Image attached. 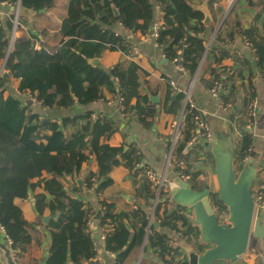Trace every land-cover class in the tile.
<instances>
[{"label": "trees", "instance_id": "16d2710c", "mask_svg": "<svg viewBox=\"0 0 264 264\" xmlns=\"http://www.w3.org/2000/svg\"><path fill=\"white\" fill-rule=\"evenodd\" d=\"M56 1L3 0L15 12L8 21H0V68L4 67L11 77L9 81L0 80V129L13 139V146L25 148L33 160L41 162L39 168L28 170L25 182H0L1 238L9 242L12 260L17 263L23 258L33 240L41 244L48 237L50 249L45 264H71L72 256L74 264H104L100 253L98 259L89 226L95 211L84 198L87 190L95 189L100 206L96 219L105 228L106 251L115 257V264H188L178 246L181 239L199 255L206 251L199 243V229L190 220V210L159 203L154 210L158 227L149 226L156 192L146 177L138 184L134 180L136 173H143L142 157L135 151L126 152L124 145L111 144L116 135L115 122L97 118L91 112L54 122L41 121L32 113V101L44 110L57 111L89 107L97 101H119L126 119L135 116L145 131L157 126L166 143L173 124L185 110V128L174 153L189 161L195 149L188 144L196 133L200 114L190 105L185 107V95L176 93L170 85L160 83L154 90L149 87L150 78L160 75L148 60L133 56L134 46L124 35L116 37V29H128L132 39L142 33L150 35L158 7L162 26L156 43L166 60L173 63L182 59L185 75L191 80L207 72L201 82L208 89L218 85L223 91L219 94L221 101L232 106L233 114L235 104L224 94L239 90L235 79L251 66L250 61L240 64L237 54L226 49L211 46L207 51L200 35L207 36L209 27L203 25L204 16L192 8L193 0H150L153 7L148 11L133 0H69L57 31L41 30L42 40L16 36L11 46L16 9L19 7V33L27 25L23 13L37 15L55 6ZM245 1L251 9L261 6L264 10V0ZM244 39L253 44L257 72L263 80L264 21L247 30L236 22L224 41L232 45ZM69 40L78 42L67 48L64 45ZM217 41L222 42L221 34ZM38 45L41 49H37ZM204 56L207 66L202 68ZM95 59L100 61L98 67L89 64ZM210 62L212 67L208 69ZM251 80H247L250 87ZM9 84H15L18 97L9 92ZM24 96L30 98L24 101ZM153 97L160 100V118L151 122L147 109ZM235 121L243 130L235 149L239 173L254 140L244 130L245 120ZM83 174V184L79 186ZM191 186L198 193L205 190L204 171L192 173ZM211 197L219 219L227 218L228 210L219 202L217 193ZM128 198L134 201L129 203ZM136 201L142 205L136 206ZM16 211L20 213L17 219ZM44 217L51 218L47 225L42 221ZM174 235H181L180 240ZM148 250L156 257L155 262L145 257Z\"/></svg>", "mask_w": 264, "mask_h": 264}, {"label": "crops", "instance_id": "0c3cea01", "mask_svg": "<svg viewBox=\"0 0 264 264\" xmlns=\"http://www.w3.org/2000/svg\"><path fill=\"white\" fill-rule=\"evenodd\" d=\"M68 1L69 0H57L52 11L47 12L46 15H42V20L38 19L40 16L38 14L36 15L29 12L23 13L24 18L27 21V25L23 26V32H17V37H24V35H26L30 39L38 37L39 40H42L41 36L39 35L41 30L49 28V30L52 32L57 31L60 27L62 19L65 16V8ZM133 1L137 3L144 11L151 10L153 7L150 0ZM203 6L207 7L213 21V25L209 26L207 36L203 34L204 37H200L204 41L203 45L205 47L210 45V48L212 46L213 48L226 49L232 53L241 54L242 59H239V63L241 64L249 60L251 64V66L243 70V75L240 78L237 77L235 79V85L236 87H239V90H235L233 93L226 92L224 94V97L227 100L234 102V114L233 112H230L227 115L222 114L223 112L220 110V102L223 97L219 96L218 99L212 97L210 95V89H208V87L201 82V78L205 76L207 72L199 73V76H197L198 78L192 89V101L216 137V144L212 146V150L217 157L223 159L231 160L233 156V174L235 176V183H238V178L240 175L237 173V169L235 168L237 158L235 149L237 150V143H239L240 140L235 141L233 139L228 123L234 121L236 117L244 119L246 123V111L248 109L249 96L251 95V92L254 91L258 98L259 114L254 122L253 129L251 132H248L253 136V144L256 143L264 147V79L262 80V77L257 72L255 49L253 52L251 48L247 47L241 40L236 41L232 45H226L224 40H227V37L236 22L240 23L245 30L250 29L256 24L261 25V23L264 21V10L261 6H256L254 9H251L245 0L192 1L193 9ZM12 9L13 8H9V6H7L3 0H0V17L3 19V22L8 21L11 17V14L15 12V10L12 11ZM57 18H59V21L57 24H55ZM219 34H221L222 42L217 41V36H219ZM126 39L130 42V46L131 44L134 46L133 56H138V59L148 60L155 68V71L160 75V77L153 76L150 78L149 87L152 90L156 89L160 83L169 86L170 82H174L180 92H186L189 90L191 79H189V77L186 75L181 74L173 63H169L166 60L159 46L153 41L152 31H150V35L148 33H142L135 39ZM77 42V40H69L64 46L67 48H73ZM37 49H41V46L38 45ZM227 63L232 64L231 61H228ZM206 66L207 63H204L202 68ZM210 67H212L211 62L208 65V69ZM250 78L252 79L251 87L247 82V80ZM242 84H244L243 87ZM7 89L12 95L18 97L15 84L7 85ZM219 92L223 93V91ZM26 98L27 96H24L22 100L26 101ZM40 105L41 104L37 102L33 103L31 110L33 114H37L40 117L41 121L46 120L54 122L57 121V119L72 118L88 112L93 113L95 117L102 120L114 121L116 135H114L111 139V144L113 146H123V140L127 139L130 142V146L128 148L125 147V149L128 150L127 152L135 151L142 157L141 167L152 171L154 174L160 177L166 175V178L170 181V183L174 180V178H176L174 170L172 168H166L168 148L167 143L164 141L165 137L161 134V129H159L157 126H154L152 131H145L141 126L138 125L135 120V116L126 119L122 114L119 101L109 104L102 101H97L89 107L76 106L70 110L59 111L44 110ZM237 114L239 115L237 116ZM147 117L151 122L159 120V104L156 105L152 103L148 107ZM12 143L13 139L0 129V182L5 180H17L20 182H25L27 180L28 170L31 168H39L41 162L39 160H33L25 148L19 146L15 147ZM204 143L205 142L202 139H199L197 147L193 148L195 149V152L190 156L189 161L204 159L214 163V158L211 153L206 151L204 148ZM200 149L205 150V152H202ZM202 169L205 170L204 176L206 186L209 185L213 192H215L214 190L217 191V177L216 182L212 181L210 176H208L207 168ZM247 169H249V173L252 176H255V179L252 182V191L257 192L261 189H264V160L260 164L249 162L246 166V170ZM84 177L85 174H83L82 178H80L78 181L83 182ZM144 179L143 173H136L134 175V180L137 184L144 181ZM84 198L92 204V207L95 211V216L91 221L90 229L94 235L95 244L97 250L100 253V257L104 264H115V257L110 255L101 246L100 234L104 232L105 228L100 226L96 219V215H99L100 213L99 195L96 193L95 189H92L87 190V192L84 193ZM133 201L134 200H132V202ZM135 203L136 206L142 205L138 201ZM190 212V219H194V211L190 210ZM19 214V211H16V219L18 218ZM259 220L261 221V227L264 230V214H259ZM2 238L0 236V264H9L6 255V250L9 251L11 255L9 242H6L5 239ZM199 243L201 246L205 247L207 251L215 248V246L208 244L202 238H200ZM250 245L251 248L249 247V252H247L243 257L239 258L236 262L225 260L215 262V264H264V238L261 240L252 239L250 241ZM49 249L50 238L47 237L46 241H43L41 244L39 240H36L35 242L33 240V242L30 243L28 252L23 255V258H21L15 264H45L49 257ZM141 255H144L143 252ZM145 257L150 259L152 262H155L156 260V257L153 256V252L151 250H148L145 253ZM74 263L75 259L72 256L71 264Z\"/></svg>", "mask_w": 264, "mask_h": 264}, {"label": "water", "instance_id": "95a60500", "mask_svg": "<svg viewBox=\"0 0 264 264\" xmlns=\"http://www.w3.org/2000/svg\"><path fill=\"white\" fill-rule=\"evenodd\" d=\"M53 8L54 5L52 4L49 9L39 12L38 15H46L47 12ZM194 9L204 16V26L209 27L213 25V21L206 6ZM18 10L19 7L16 11ZM114 13L115 16L118 17V11L116 9ZM89 64L93 67H98L100 61L97 59L90 60ZM0 75L2 81L11 80L10 75L4 70V67L0 68ZM150 100L156 105L160 102L159 98L153 97ZM211 134L212 140L208 143H204V148L211 153L214 158L218 183V190L214 193H217L219 202L228 210L229 215L227 217V222L223 223L217 216L215 209L212 208L211 195L213 191L209 185L205 187L203 192L198 193L194 191L191 185L183 182L177 177L169 184L173 205L185 210L194 211V219L190 220L193 225L199 229L200 238L208 244L215 246L214 249L199 255L193 247L186 243V241H180L178 246L186 255L188 264H215V262L225 260L236 262L249 252V247L251 248L250 241L252 239L261 240L264 238V230L261 227V221L255 217V201L252 192V182L255 176L249 173V169L246 170V166L249 162L260 164L264 160V147L256 143L252 145L249 152V159L243 164L239 171L240 177L238 178V183H235L232 161L233 156L231 160L217 157L212 150V146L216 144V137L212 131ZM127 151L126 149V152ZM82 184V181H78L79 186H82ZM132 200V198L127 199L129 203H131ZM42 220L43 223L47 225L51 221V218L44 217ZM154 227H158L157 223L154 224ZM6 255L9 264H15L11 258L10 252L7 250ZM135 264H139V262Z\"/></svg>", "mask_w": 264, "mask_h": 264}, {"label": "built area", "instance_id": "2783aa9c", "mask_svg": "<svg viewBox=\"0 0 264 264\" xmlns=\"http://www.w3.org/2000/svg\"><path fill=\"white\" fill-rule=\"evenodd\" d=\"M18 11H16L14 20H13V33L11 35V42L13 43L15 37L17 36L18 32ZM0 21H3V19L0 17ZM161 19H160V11L159 8H155V14H154V25L152 28V38L153 41L156 43L159 38V34L161 31ZM116 37H119L120 35H124L126 38H129L132 36L131 31L128 29L119 26L117 31H116ZM200 37H204V35H200ZM243 43L251 48V50L254 52V47L252 42H250L248 39H244ZM157 44V43H156ZM207 51L210 49V45L206 46ZM134 51V50H133ZM238 60L242 59L241 54H237L236 57ZM205 56L203 60L201 61V66L204 63ZM257 60V59H256ZM173 64L177 68V70L185 75V71L182 67V59H176L173 61ZM2 75V74H1ZM1 75H0V80H1ZM197 80V77L193 78L191 80L190 88L186 92H180L179 89L176 87L174 82H170V86L175 89L176 93H183L185 95V107L186 105H190V107L194 110H197L195 104L192 101V89ZM220 89L218 85H215L212 89H210V95L214 97L215 99H218L219 94H220ZM27 98H30V96H27ZM35 103V101H32ZM121 104V103H120ZM231 105H226L222 101L220 102V110L225 113L226 115L231 112ZM121 108V105H120ZM121 111L122 108H121ZM198 111V110H197ZM184 112L183 110L179 116V118L175 121L173 124V131L170 133V138L167 141V164L166 168H172L175 172V175L177 178H180L183 182L191 185L192 182V173L197 171V167H203L207 168L208 176L212 179V181L216 182V171H215V164L211 163L206 160H196V161H184L179 159L174 151L176 149V146L178 142L180 141L182 137V132L185 128L183 118H184ZM200 116L196 119V133L193 136L192 141L188 144V147L190 149H193L197 147L199 139H202L205 143H208L212 140V134H211V129L208 123L204 120L202 114L198 111ZM259 114V104H258V98L257 95L255 94L254 91L251 92V95L249 96V104H248V109L246 111V124L244 126V130L246 132L250 131L254 127V122ZM241 118L236 117L234 121H231V123H228V126L230 127V132L233 137V139L236 140H241L243 135H242V129L237 125V122L235 120H239ZM238 144V143H237ZM124 147L128 148L130 146V142L127 139H124L123 141ZM207 151V150H206ZM249 155L247 156V159L244 160L243 164L248 161ZM140 168L143 170V176L146 177L149 182L153 185V188L156 192V198L153 203V206L151 208V213H150V219H149V226L151 227L156 223V219L154 217V210L158 206L159 203H172V197L170 195L169 191V184L170 181L166 178V175L160 177L154 174L152 171L145 169L140 166ZM197 168V169H196ZM216 192V190H214ZM253 192V191H252ZM254 196V201H255V213H256V218L259 219V214H264V189H261L257 192H253ZM211 203L213 205V200L211 198ZM173 204V203H172ZM92 221V220H91ZM91 221H90V227H91ZM222 222H227V218H222ZM105 233V232H104ZM3 235V231H0V236ZM181 236V235H180ZM6 242L7 239H5ZM101 246L103 249L106 250V243H105V235L103 236L101 240ZM170 247V245H169ZM98 257H99V251H98Z\"/></svg>", "mask_w": 264, "mask_h": 264}, {"label": "rangeland", "instance_id": "374dc122", "mask_svg": "<svg viewBox=\"0 0 264 264\" xmlns=\"http://www.w3.org/2000/svg\"><path fill=\"white\" fill-rule=\"evenodd\" d=\"M62 16H63V14H62ZM62 16H60V17H62ZM60 17H59V18H60ZM59 18H57L55 24H57V22L59 21ZM38 19H41V20H42V19H43V16H39ZM222 114H225V113H222ZM200 150H201L202 152H205V150H202V149H200ZM202 168H203V167H198L199 170L205 171V170L202 169ZM90 231H91V229H90ZM104 232H105V230H104ZM104 232L100 234V240H102L103 236L105 235ZM91 233H92V231H91ZM174 236H175V238H176L177 240H178V239L180 240V238H181L180 235H174ZM181 241H185V240H184V239H181ZM206 251H207V249H206ZM206 251H205V252H206Z\"/></svg>", "mask_w": 264, "mask_h": 264}, {"label": "clouds", "instance_id": "9594fccd", "mask_svg": "<svg viewBox=\"0 0 264 264\" xmlns=\"http://www.w3.org/2000/svg\"><path fill=\"white\" fill-rule=\"evenodd\" d=\"M213 206V205H212Z\"/></svg>", "mask_w": 264, "mask_h": 264}]
</instances>
